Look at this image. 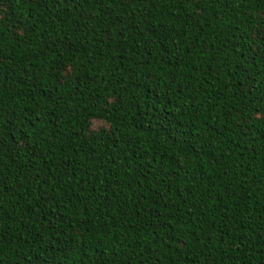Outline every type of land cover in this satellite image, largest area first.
<instances>
[{
	"label": "trees",
	"instance_id": "obj_1",
	"mask_svg": "<svg viewBox=\"0 0 264 264\" xmlns=\"http://www.w3.org/2000/svg\"><path fill=\"white\" fill-rule=\"evenodd\" d=\"M0 264H264V0H0Z\"/></svg>",
	"mask_w": 264,
	"mask_h": 264
}]
</instances>
